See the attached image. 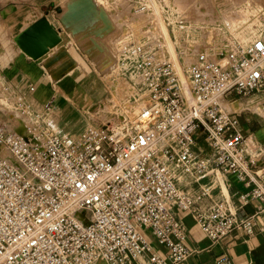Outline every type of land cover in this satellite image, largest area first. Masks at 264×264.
Wrapping results in <instances>:
<instances>
[{
  "label": "built area",
  "instance_id": "obj_1",
  "mask_svg": "<svg viewBox=\"0 0 264 264\" xmlns=\"http://www.w3.org/2000/svg\"><path fill=\"white\" fill-rule=\"evenodd\" d=\"M146 8L142 2L136 11ZM260 19L253 40L234 41L217 56L198 54L186 71L190 95L173 61L160 55L163 45L124 42L121 63L149 102L119 125L57 133L36 123L24 133L0 123V264H181L194 250L174 206L191 212L213 241L235 229L253 233L264 204L241 215L227 202L206 203V189L191 193L176 179L218 170L251 181L264 148L238 130L224 100L264 85V7ZM35 86L30 81L27 90ZM196 132L211 147L205 157L195 153ZM254 181L243 200H264Z\"/></svg>",
  "mask_w": 264,
  "mask_h": 264
},
{
  "label": "rangeland",
  "instance_id": "obj_2",
  "mask_svg": "<svg viewBox=\"0 0 264 264\" xmlns=\"http://www.w3.org/2000/svg\"><path fill=\"white\" fill-rule=\"evenodd\" d=\"M0 1L7 6L12 3H21L23 0ZM99 1L100 3H98ZM99 1L97 2L99 6L96 8L104 12V23L108 28L109 50L101 54L105 56V67L101 69L98 61L99 55L90 54L86 50L87 59L94 67L82 79L83 86L80 91L74 93L69 102H61L59 105L61 108L58 109H56L58 107L56 101L49 104L51 109L47 108V105L36 106L35 109H32L30 107L32 94L27 90V80L16 82L11 86L10 80L3 73L4 77L0 76V123L20 132H28L29 127L40 123L43 127L57 133L60 132L56 131L55 125L67 126V124L79 125L82 123L83 127H79V131L91 123L119 125L122 121L133 117L149 102L147 93L136 83L135 76L121 63L120 48L124 42L150 40L153 43H160L163 45L160 55L171 61L174 60L171 50L173 47L181 64L182 73L175 60L173 63L182 77L184 75V83L187 87L189 86L186 85L188 81H185L187 68L196 61L199 53L205 51L212 56H217L220 51L228 49L234 41L248 42L262 33L260 12L264 7V0H232L237 5H234L235 11L229 17H223L220 12L221 5L225 0ZM226 1L230 2V0ZM243 1L245 2L243 3ZM142 2L147 3V8L137 12L136 8ZM61 5L64 9L68 6L66 1H63ZM61 16L63 17L62 14ZM244 16L249 18L246 19ZM118 30L121 32L119 36L114 32ZM15 42L20 48L18 42ZM57 52L60 53L61 50L53 51L51 55ZM51 55L45 58L47 64L51 66L50 73L57 77L61 76L64 80L67 79L66 86L63 81L61 83L69 91L71 85L75 84L73 78L70 77H73L78 70H69L70 77L57 72V67L51 61L53 60L50 58ZM186 57L187 59L191 58L187 60ZM20 101L25 104L21 106ZM27 104H30V113L25 111ZM54 109L62 114H57ZM198 139L194 147L195 153L197 157H205L207 151L204 150L202 153L200 148L204 143H202L201 137Z\"/></svg>",
  "mask_w": 264,
  "mask_h": 264
},
{
  "label": "crops",
  "instance_id": "obj_3",
  "mask_svg": "<svg viewBox=\"0 0 264 264\" xmlns=\"http://www.w3.org/2000/svg\"><path fill=\"white\" fill-rule=\"evenodd\" d=\"M63 1L66 0H23L21 3L7 6L0 1V76L4 77L5 74L11 86L24 80H27L26 86L30 81L35 83V89L29 91L32 94L30 97L32 103L29 104L32 109L36 106L49 105L53 101L58 105L56 109L61 108L59 106L61 102H69L72 95L80 91L83 86L82 79L94 67L87 59L86 50L75 40L76 36L73 34L75 32H71L69 26L67 27L62 21L60 14L65 10L61 5ZM59 7L62 8L61 12L58 11ZM40 17H47L54 24L62 40L56 45L57 48L56 46L50 48L48 53L34 59L16 45L15 38ZM114 32L117 36L121 34L119 30ZM61 49L67 50L73 58L75 65L71 69L78 70L73 77H70V74L66 75L73 78L75 83L71 85L69 91L63 86L68 84V80L50 73L51 66L45 61L53 51ZM224 104L238 118V130L244 136L253 138L260 147L264 148V85L247 95L230 93L226 96ZM57 114L60 115L62 112ZM79 125H55V129L60 133H76L79 132V127H83L82 123ZM196 136L197 140L201 137L204 143L200 146L202 153L205 150L206 155H209L211 147L204 133L196 132ZM242 149L244 154L248 155L245 145ZM176 171L179 173L180 168ZM263 172L264 152L261 159L251 164L249 173L252 179L250 178L249 184L248 177L243 178L236 172L223 173L218 170L200 178L185 174L182 178L176 179V182L179 187L191 193L206 189L208 191V196L204 200L206 203L224 201L232 205L239 214L245 215L255 213L257 206L260 203L264 204V200L260 197H250L249 200H243L241 197L242 193L256 186L254 180L261 184L264 191ZM173 212L185 226V243L194 250L193 254L181 264H264V210L257 216L253 233L246 234L242 229H235L218 241H213L201 229L191 212L176 206L173 207ZM143 230L152 245L161 253H165L166 247L158 243L150 229ZM94 264H106V262L98 260Z\"/></svg>",
  "mask_w": 264,
  "mask_h": 264
},
{
  "label": "bare ground",
  "instance_id": "obj_4",
  "mask_svg": "<svg viewBox=\"0 0 264 264\" xmlns=\"http://www.w3.org/2000/svg\"><path fill=\"white\" fill-rule=\"evenodd\" d=\"M99 0H66L68 6L65 8L64 12L61 14L63 15L64 21H66L69 28L72 30L71 32H75L76 40L78 43L87 50L90 54L93 55H99V65L101 69L105 67V56L101 55L106 50H109L108 48V28L106 23H104V12L102 10H98L96 7L99 6L98 3H100ZM260 1V0H256ZM98 2V3H97ZM245 1H243L244 3ZM236 3V2H235ZM234 1L230 0L228 3L226 0L222 3V7L220 12L222 13L223 17H229L231 16V13L235 11ZM259 3V2H258ZM263 3V2H262ZM221 4V2H220ZM239 4V3H238ZM260 5V4H259ZM262 6V5H261ZM246 7V6H245ZM261 8V7H260ZM240 9V8H239ZM237 9V11L239 10ZM255 10V9H254ZM236 11V12H237ZM240 11V10H239ZM256 11V10H255ZM252 12V10H251ZM238 13V12H237ZM241 13V12H240ZM250 13V12H249ZM60 14V15H61ZM242 14V13H241ZM238 15V14H236ZM240 15V14H239ZM162 16V15H161ZM234 16V15H233ZM241 16V15H240ZM62 17V16H61ZM235 17V16H234ZM245 17V16H244ZM232 18V17H231ZM246 18V17H245ZM249 18V17H248ZM246 18V19H248ZM241 19V18H240ZM189 21V20H188ZM199 21V20H197ZM215 21V20H213ZM242 21V20H241ZM240 21V23H241ZM197 23V22H195ZM201 23V21H200ZM250 24L252 22H249ZM256 23V22H255ZM104 24V25H103ZM236 24V23H235ZM260 24V23H259ZM233 25V24H232ZM242 25V24H241ZM245 25V24H244ZM258 25V24H257ZM239 26V25H238ZM246 26V25H245ZM193 27V26H192ZM244 27V26H243ZM248 27V26H247ZM166 29V27H164ZM201 28V27H200ZM241 29V28H240ZM167 31V30H166ZM241 31V30H239ZM242 32V31H241ZM175 33V32H174ZM209 33V32H208ZM238 33V32H237ZM236 34V33H235ZM243 35V34H242ZM254 35V34H253ZM168 36V35H167ZM244 36V35H243ZM230 37V36H229ZM198 45V44H197ZM196 45V46H197ZM200 46V45H199ZM195 47V46H194ZM57 48V47H56ZM197 48V47H196ZM195 48V49H196ZM172 54L174 57V60L176 61L179 71L182 73L181 64L178 61L175 51L172 47ZM198 51V50H196ZM194 51V52H196ZM205 52V51H204ZM187 56V55H186ZM212 56V54H211ZM171 57V56H170ZM188 57V56H187ZM187 57L185 59H187ZM196 57V56H195ZM53 60V64L57 67V72H61L63 75H68V71H72V67L75 65V62L73 58H71V55H69L67 50L61 49V52H57L56 54L51 55ZM191 57H189L190 59ZM193 58V57H192ZM187 59V60H189ZM173 60V61H174ZM194 60V59H193ZM196 60V59H195ZM185 61V60H184ZM186 62V61H185ZM192 62V61H191ZM188 64V61H187ZM74 70V69H73ZM184 77V75H183ZM185 81L186 79L185 76ZM188 85V82L187 84ZM188 87V88H187ZM186 87V91L189 92L188 89L189 86ZM190 95V92L188 93ZM128 107V106H127ZM129 109V108H128ZM133 115V114H132ZM24 133L26 131H23ZM29 132V129H28ZM27 132V133H28Z\"/></svg>",
  "mask_w": 264,
  "mask_h": 264
},
{
  "label": "water",
  "instance_id": "obj_5",
  "mask_svg": "<svg viewBox=\"0 0 264 264\" xmlns=\"http://www.w3.org/2000/svg\"><path fill=\"white\" fill-rule=\"evenodd\" d=\"M58 11L61 12L62 8L59 7ZM62 21L68 27L63 17ZM15 39L25 53L37 59L48 53L50 48L58 45L62 37L59 30L47 17H40L21 31Z\"/></svg>",
  "mask_w": 264,
  "mask_h": 264
}]
</instances>
